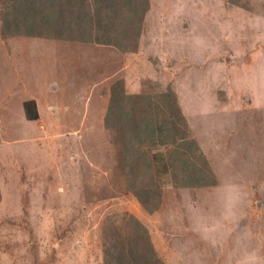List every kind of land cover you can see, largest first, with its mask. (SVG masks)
<instances>
[{
	"label": "rangeland",
	"instance_id": "374dc122",
	"mask_svg": "<svg viewBox=\"0 0 264 264\" xmlns=\"http://www.w3.org/2000/svg\"><path fill=\"white\" fill-rule=\"evenodd\" d=\"M141 29L125 54L0 31V264H102L103 219L123 212L165 264H264V0H148ZM116 82L152 120L175 92L219 188L140 206L104 126Z\"/></svg>",
	"mask_w": 264,
	"mask_h": 264
},
{
	"label": "trees",
	"instance_id": "16d2710c",
	"mask_svg": "<svg viewBox=\"0 0 264 264\" xmlns=\"http://www.w3.org/2000/svg\"><path fill=\"white\" fill-rule=\"evenodd\" d=\"M148 0H0L3 38L28 36L113 46L124 54L136 50ZM112 86L105 117L109 131L121 127L120 162L126 189L153 214L162 190L216 185L211 167L190 136L173 90L162 95L165 110L147 117L150 96L130 95ZM143 103L145 111L137 105ZM36 119L35 101L24 103ZM158 108V106H157ZM143 111V112H142ZM30 112L33 114L31 116ZM140 124V125H139ZM165 148L163 152L154 151ZM102 264H165L154 250L148 229L131 213L105 217L100 233Z\"/></svg>",
	"mask_w": 264,
	"mask_h": 264
},
{
	"label": "crops",
	"instance_id": "0c3cea01",
	"mask_svg": "<svg viewBox=\"0 0 264 264\" xmlns=\"http://www.w3.org/2000/svg\"><path fill=\"white\" fill-rule=\"evenodd\" d=\"M76 43H79V42H76ZM80 43H82V42H80ZM88 45H90V44H88ZM213 187L214 188H219V185H217L216 187L215 186H213ZM165 190H166L165 188H164V190H162L163 195H162L161 200H164V198H165V192H164ZM168 190L172 191L173 195H176V196L180 195L182 197V195H184V194L189 195L190 191L193 190V189H186V188L174 189V188L171 187V188H168Z\"/></svg>",
	"mask_w": 264,
	"mask_h": 264
}]
</instances>
